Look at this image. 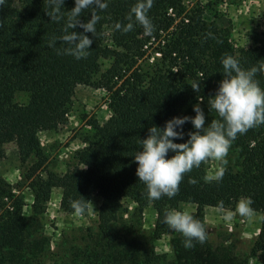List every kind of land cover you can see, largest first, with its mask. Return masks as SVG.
Returning a JSON list of instances; mask_svg holds the SVG:
<instances>
[{
	"label": "trees",
	"instance_id": "trees-1",
	"mask_svg": "<svg viewBox=\"0 0 264 264\" xmlns=\"http://www.w3.org/2000/svg\"><path fill=\"white\" fill-rule=\"evenodd\" d=\"M134 3L108 0L106 9L96 10L100 17L96 33H86L92 44L88 55L79 60L58 55L57 49L66 47L59 40L49 46L53 37L63 34L64 20L51 21L46 15L50 10L47 0H5L0 5V162L4 146L13 142L21 164L26 165L19 183L11 185L0 179V264L42 263L48 238L39 231L36 219L45 210L53 188L61 190L60 206L66 212H73L71 201L80 196L101 199L97 212L99 248L88 250L83 257L74 254L69 264L155 261L152 253L139 261L136 251L123 247L125 236L116 227L122 200L133 202L138 213L150 204L158 235L169 231L162 222L165 210L184 201L198 208H217L223 201L224 207L233 209L240 197H250L251 207L264 216V125L237 134L221 180L206 181L207 162H202L183 175L171 198L147 197L133 160L140 148L139 139L146 138L150 127L162 128L173 116H194L196 104L205 113V124L219 119L208 102L223 78L221 58L234 56V46L230 30L205 18V8L197 0H153L147 13L154 24L151 36L144 35L138 24L126 33L115 29L116 23L128 22ZM72 7L74 0H64L61 12L65 20ZM89 11H82L81 22L90 19ZM73 30L83 31L78 26ZM209 32L212 37H206ZM243 53L245 69L264 61V30L261 43ZM256 79L264 88V74L258 72ZM193 83L199 84L198 91L192 88ZM79 85L105 92L109 117L103 125L94 117L85 121L79 133L83 146L75 151L68 170L58 174L45 166L47 157L38 133L68 123ZM183 128L186 140L187 132L194 129L190 122ZM23 186L32 195L30 215L25 212ZM195 218L203 223L200 216ZM183 239L180 233L170 237L174 264H248L251 257L264 264L262 219L244 257L232 246H212L207 237L203 243L193 241L194 246L186 249Z\"/></svg>",
	"mask_w": 264,
	"mask_h": 264
},
{
	"label": "clouds",
	"instance_id": "clouds-1",
	"mask_svg": "<svg viewBox=\"0 0 264 264\" xmlns=\"http://www.w3.org/2000/svg\"><path fill=\"white\" fill-rule=\"evenodd\" d=\"M4 2L5 0H0V5H4ZM47 3L50 10L46 11V15L51 21L64 20L63 34L53 37L49 46H54L59 40L66 47L57 49L58 55H70L77 60L86 57L92 44V39L86 33L95 35V25L100 19L96 10L106 9L108 0H74V7L67 11L66 20L61 12L64 0H47ZM152 3L153 0H135L129 9L128 22L123 25L116 23L115 29L126 33L138 24L144 35L151 36L154 24L147 13ZM85 9H90L91 17L86 22H81V13ZM77 26L83 31H74ZM212 35L209 32L206 37ZM221 64L223 78L208 102V108L214 110L219 119L205 124V113L196 104L193 105L194 116H173L165 121L162 128L152 126L148 129L146 138L139 139L140 148L133 155V160L137 163L135 174L145 185L150 200L174 196L183 175L209 160L218 162V166L210 170L204 179L208 182L221 180L229 148L237 134L264 125V88L256 79L258 72L264 74V61L245 69L241 67L238 58L225 54L221 58ZM191 86L198 91V83ZM186 122H190L194 130L188 131V138L184 140L186 133L183 125ZM177 140L184 142H174ZM169 153L172 155L169 156ZM190 182L195 183V180L190 178ZM80 197L70 204L75 217L94 212L91 202ZM252 203L250 197H240L235 204V213L248 221L257 218L256 211L251 207ZM217 210L225 221L233 218L232 211L224 210L223 201L218 202ZM258 218L264 220V216ZM162 222L184 237L183 246L186 249L194 246L193 241L203 243L206 240L207 232L203 223L187 210L166 209Z\"/></svg>",
	"mask_w": 264,
	"mask_h": 264
},
{
	"label": "rangeland",
	"instance_id": "rangeland-1",
	"mask_svg": "<svg viewBox=\"0 0 264 264\" xmlns=\"http://www.w3.org/2000/svg\"><path fill=\"white\" fill-rule=\"evenodd\" d=\"M205 8L204 17L213 20L220 27L230 30L234 46V57L243 67V50L259 45L264 30V0H197ZM191 2V0H187ZM195 2V1H193ZM155 56V55H154ZM18 100L20 97L17 98ZM81 116L86 119L81 120ZM94 117L100 125L106 123L109 112L105 106V92L102 89L79 85L75 88L70 105L68 123L51 131L39 132L38 138L47 157L45 166L58 174L64 173L72 165V157L83 145L79 133L84 129L85 121ZM218 162L207 161L206 175L214 170ZM26 165L19 160L15 143L4 146V158L0 162V179L14 185L22 180ZM25 197L27 215L31 214L32 195L25 186L22 187ZM61 190L53 188L45 210L37 216L39 231L48 238V247L41 257V264H69L74 254H87L88 250H98L97 212L101 199L93 195L90 202L94 212L75 217L74 212H66L60 206ZM122 209L116 227L125 236L123 247L136 251L140 259L153 254L155 261L151 264H174L169 243L170 237L178 232L169 229L167 234L154 232L156 214L152 206L147 205L141 213L135 210V204L122 200ZM91 207V205H90ZM175 209L187 210L194 217L200 216L207 232V239L212 246H232L239 257L246 256L256 238L260 226L259 214L248 221L232 211L233 218L225 221L215 207L198 208L189 202L179 203ZM152 253V254H151ZM82 259V258H81ZM248 264H259L251 257Z\"/></svg>",
	"mask_w": 264,
	"mask_h": 264
}]
</instances>
